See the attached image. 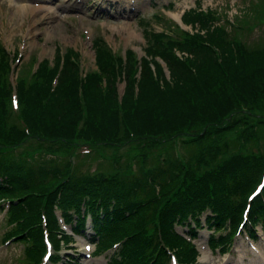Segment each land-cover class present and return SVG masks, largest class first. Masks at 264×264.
<instances>
[{
	"label": "rangeland",
	"instance_id": "rangeland-1",
	"mask_svg": "<svg viewBox=\"0 0 264 264\" xmlns=\"http://www.w3.org/2000/svg\"><path fill=\"white\" fill-rule=\"evenodd\" d=\"M18 1L24 0H0V70L8 72L4 74L0 71L2 79L10 78L12 87L17 81L24 80L25 90L32 92L40 89L45 71L59 72V63L74 60L80 62L81 68L76 71L75 77L79 92L83 86L84 94L82 98L77 94V104L70 112L63 106L65 114L68 115L55 122L58 124L55 132H48L41 127V116L37 118L38 125L29 117L23 125L21 112L16 116L12 111V107L16 108L14 100L7 103V111L0 125L5 129L7 124H15L16 131L24 132L19 131L16 134L15 140L12 139V149L5 153L6 159L0 161L7 168L15 165L19 168L27 166L21 157L33 160L34 163L28 165L41 164L46 168L60 170H64L60 165L64 161L69 164L68 172L73 178L85 179L89 172L95 171L122 181L121 177L131 180L140 176L143 170L148 171L150 167L156 166L162 157L171 159L176 154L183 165L192 164L185 172L186 180H190L194 172L203 177L231 157L259 155L264 151V95L259 93L252 103L237 104L239 100L236 99V90L232 83L235 79H241L246 81L245 85L249 84V78L237 71V66L241 69L239 63L244 61L243 52L257 50L256 47L264 49V0H172L171 6H164L170 0H137L136 7L134 2L127 4L126 1L111 3L104 0L98 3V0H27L33 7H37L38 3L51 6L49 11L36 12H32V8L31 11L28 8L21 9L16 4ZM89 2L91 4L87 5ZM74 7L78 12L72 11ZM194 8L203 13L209 12L210 20L204 27L199 25L196 29L202 34L199 45L209 48L212 62L225 74V84L210 80V90L224 108L226 119L222 121L217 118V124L205 131L208 132V139L204 133L205 136L199 143L188 142L204 132L200 121H190L193 116L188 117L185 127L180 129L177 125H160L156 119L144 133H140L138 129L131 130L128 124L130 118L123 116L122 111L129 110L131 114L133 102L138 98L135 87L139 79L141 58L149 61L152 71L155 70L153 62L159 64L165 81L171 82L172 76L165 62L155 57L158 54H145V34L147 31L161 33L165 36V41H180L185 30L196 32L192 27L198 23L191 24L190 19L186 17V13ZM212 25L226 30L227 34L221 38L233 52L232 56H229L228 50L215 43L217 39L214 29L204 32L205 27L208 29ZM97 42H101L109 54V61L102 65H98L96 61ZM181 55L187 69L197 75L192 66L191 55L187 56V53L183 52ZM128 62L132 64L131 69H128L132 93L125 100L122 87ZM162 76L158 79L160 83L163 82ZM91 86H94V90H101L100 101L95 97L96 92L91 91ZM111 86L114 88V94H109L113 100L110 109L115 113L114 117L106 123H92L90 110L97 108L92 102L96 101L98 107L102 106V101H107L106 94ZM224 87L229 90L234 103L241 105V111L227 101ZM39 101L41 103V97ZM128 102L131 106L126 108ZM195 113L199 114V109H196ZM115 115L117 121L113 123ZM65 123H70L71 129L63 126ZM175 127L177 132L173 130ZM90 129H95L96 135L92 132L90 134ZM28 134H32L31 137L23 138ZM196 156L198 163H192ZM33 175L37 176L38 173ZM0 181H3V185L11 182L7 183V174L2 172ZM37 210L39 209L36 208ZM42 212L45 214L43 225L57 226L56 220L51 216L50 207H43ZM7 213L8 207L1 202L0 264H45L43 241H32L29 244L22 238H13L12 223L2 219ZM17 213L18 210L14 209L13 214ZM19 216L21 217L20 214ZM11 220L9 218V221ZM62 228L63 232H70L67 226ZM51 231L53 232H50L49 240L55 250L47 264H107L105 256L87 257L88 253L93 251V244L80 235L67 239V236L55 229ZM260 232L258 226L259 237L254 240L253 245L258 251H264V234L260 237ZM203 234L206 240V233ZM185 238L188 240V237ZM235 240L240 247L242 245L238 252L235 250L238 246L234 245L229 252H221L205 245L202 240L188 242L180 239L179 247L170 249L167 264L171 263V256L177 257L180 264H192L195 255L197 264H241L242 261L249 264L252 259L261 264L258 252L250 248L243 235L237 236ZM192 245L196 247V254H190ZM32 251H35V254ZM29 253L33 255V259ZM115 264H150V260L144 255L139 263L133 258L122 262L118 255Z\"/></svg>",
	"mask_w": 264,
	"mask_h": 264
},
{
	"label": "trees",
	"instance_id": "trees-1",
	"mask_svg": "<svg viewBox=\"0 0 264 264\" xmlns=\"http://www.w3.org/2000/svg\"><path fill=\"white\" fill-rule=\"evenodd\" d=\"M207 16L202 12L193 10L186 13L190 23H198L200 27H204L206 22H208L205 19ZM212 29L216 32L217 40L215 43L228 50L229 56H232L231 49L222 42L221 37L224 35V30L218 26ZM201 36L200 34L193 36L184 34L182 42L173 43L170 40L165 41V36L161 33H148L147 31V34H145L147 42L145 54L150 56L153 54L160 55L169 67L172 76L171 82L165 81L159 64L153 62L155 70L152 71L149 61L144 57L141 58L137 82L138 98L133 102L131 114H129V110L123 109L122 111L123 116L125 115L127 118L132 119V116H134L137 125L140 126L138 129L140 133L150 129V123L156 119L158 124L161 125L163 123L166 127L177 125L178 129L184 128L188 122V117L193 116L190 121L193 123L200 121V125L204 129L202 135L197 139L200 141L205 136L204 133L207 134L206 138L208 139V132L205 131L212 125L217 124V118L222 121L226 119L227 114L224 108H222L220 102L210 90V80L224 85L225 74L222 69H218L212 62L209 48L199 45ZM175 47L191 55L192 66L196 69L197 75H193L183 63L184 61L174 56L173 48ZM95 49L98 65L109 61V54L101 42L95 43ZM237 51H239V48ZM243 59L244 61L239 63L241 69L237 66V71L244 73L249 78V84L245 85L246 81L241 79L232 81L236 90V99L239 100L237 104L252 103L253 98L257 97L259 93L264 95V49L245 51L243 52ZM131 67L132 64L130 62L125 67L127 68L125 75V100L132 93L131 78L129 76ZM104 70L106 72V68ZM0 71L4 73L2 70ZM76 71L77 67L74 64L69 63L68 60L64 62V68L56 87V95L46 103L44 109L41 108L39 95L45 93L42 88L47 83L43 80L40 83V89L27 92L24 88V80H20L18 84L19 99L20 104L25 106L27 117L38 125L37 118L41 116V127L48 132L57 131L58 124L55 122L68 115V113L65 114L63 106L72 109L77 104ZM51 73L52 71H50V75ZM160 76H162L161 79L163 80L161 83L158 81ZM0 79H2L1 74ZM90 89L91 91L94 90V86H91ZM9 90L7 79L4 77L0 81V108L6 102ZM94 91L96 92L95 97L100 101L101 90L96 88ZM223 91L227 94V101L232 103L238 111H241V105L237 106L236 102L234 103L229 90L224 87ZM109 94H114L112 86L108 89L106 94L107 101L105 103L102 101V106L98 107V102H92V105L97 107L90 110L92 123H100L102 121L106 123V121L114 117L113 114L115 113L110 109L113 100ZM127 104L128 107L126 108H129L131 105L129 102ZM196 109H199V114L195 113ZM116 121L115 115V119L112 122L116 123ZM70 123L69 125L65 123L63 126L71 129L72 125ZM173 130L177 132L176 127ZM3 132V130H0V139L3 136ZM91 132L96 135L95 129L93 131L90 129V134ZM13 134L14 131H11L12 138ZM188 141L191 142L190 139ZM63 164L65 165V163ZM165 164V174H169V178H161L157 182L155 180L156 173L144 175L145 178L143 180L137 179L131 183L127 182L126 187L130 192L129 195L126 193L122 195L111 194L117 205L114 211H111L112 214H109L106 223L103 224L104 226L98 222L95 223V231L92 238L93 242L96 243L95 253H100L107 246L117 243L119 245L118 252L131 247L130 251L133 257L138 258L143 250L144 253L147 252L149 254L148 259L152 261L151 264H164L169 259L168 250L176 249L180 245L181 238L175 235L172 228L173 221L176 218L178 223L187 226L188 233L193 236L197 235V229L202 227L201 211L207 209V207L216 213L213 220L214 223L223 222L227 218L234 219L236 216H238L237 220H239L245 197L248 196V192L251 191L255 183L260 180L261 174L264 173V153L261 155L231 157L225 160L218 168H214L213 172L206 171L205 178H200L194 184L188 183L183 188L178 186L176 169L173 171V167H176L175 160L167 159ZM2 166L3 164L0 163V169ZM66 171L67 167L65 166L64 172L60 170L53 171L50 176L45 170H39L42 174L37 180L30 179L29 182L22 184V186L11 181L14 187L0 192V196H7L8 199L23 198L12 210L17 209L21 215L23 213L33 216L32 219L19 221L14 225L15 228H12L14 237L20 236L22 239L26 237L28 239L27 243L31 242L30 240H38V235L41 233L39 225L41 215L35 211L36 204H40L42 196L49 189H54L55 186L58 187L60 185V178L65 177ZM200 181L202 183L199 185ZM155 186H161V189L156 192ZM197 186L198 189H196ZM107 190L106 185L101 189L102 192ZM137 190H147L148 192L138 195L136 194ZM124 195L129 197H124ZM261 201V198H257V203L255 202L253 205H255V215L259 211L260 218L264 221V207ZM34 203L36 204L34 205ZM21 205H25L26 208ZM125 212L128 214L125 215ZM188 217L192 218L195 224L194 227L191 226ZM112 220L115 221L109 224ZM78 223L79 227H81V220ZM141 238H144V240L139 245L137 241ZM230 238L231 236L222 238L223 240L217 245L213 244V247H218L222 251L225 250L228 247ZM162 240L166 243L165 245ZM214 240L215 238H212L209 243L212 244ZM190 250V254H196L193 247ZM32 253L35 254V251H32ZM29 256L32 259L34 258L30 253ZM195 257L196 255L192 264H196Z\"/></svg>",
	"mask_w": 264,
	"mask_h": 264
},
{
	"label": "bare ground",
	"instance_id": "bare-ground-1",
	"mask_svg": "<svg viewBox=\"0 0 264 264\" xmlns=\"http://www.w3.org/2000/svg\"><path fill=\"white\" fill-rule=\"evenodd\" d=\"M127 32H129V31H127ZM205 255V254H204ZM260 262V261H259Z\"/></svg>",
	"mask_w": 264,
	"mask_h": 264
}]
</instances>
